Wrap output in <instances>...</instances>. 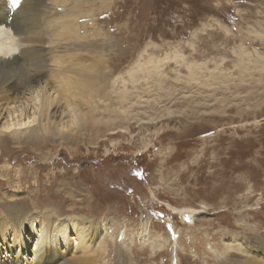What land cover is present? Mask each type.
<instances>
[{"label":"rangeland","instance_id":"1","mask_svg":"<svg viewBox=\"0 0 264 264\" xmlns=\"http://www.w3.org/2000/svg\"><path fill=\"white\" fill-rule=\"evenodd\" d=\"M101 2L93 20L109 39L100 50L105 66L127 80L128 64L169 56L161 69L165 89L126 81L133 92L128 120L121 127L88 122L75 142L15 144L3 134L0 211L16 207L37 217L60 208L104 226L86 240L94 264L235 263L233 253L227 263L217 257L231 237L264 232V73L243 75L236 67L242 51L250 61L264 59V0H93L96 8ZM189 64L221 73L199 77L198 87L188 83ZM60 120L66 126L65 113L57 112L51 127ZM5 121L0 117V126ZM171 208L196 210L195 226L184 227L188 218ZM154 236L166 239L163 249L153 247Z\"/></svg>","mask_w":264,"mask_h":264},{"label":"bare ground","instance_id":"2","mask_svg":"<svg viewBox=\"0 0 264 264\" xmlns=\"http://www.w3.org/2000/svg\"><path fill=\"white\" fill-rule=\"evenodd\" d=\"M101 5L96 8L93 0H0V117L6 120L0 126V149L6 141L1 137L3 134H10L15 144L22 138L33 143L49 138L55 143L59 141L57 146H60L75 142L77 137L87 133L88 122L92 126L121 127L129 115L125 104L133 95V92L128 93L126 81L131 88L142 79L145 85L155 82L159 90L165 89L161 69L172 60L169 56L162 59L148 56L143 63L128 64L124 72L127 80L120 71L116 73L105 66L100 50L108 46L109 39L102 29L94 30L96 22L93 20L105 3ZM81 19L85 21L82 26L79 25ZM89 26L93 28L89 29ZM60 54L66 55L63 57L64 68H60L58 62ZM173 60L178 63L177 56ZM254 60L250 61V56L242 51L236 67L243 75L251 70L264 73V59L259 56ZM182 63L185 65L184 60ZM186 69L188 83L198 87L203 85L198 82L199 77L215 79L214 72H220L214 69L205 75L207 67L195 64L186 65ZM119 84L122 88L118 90ZM113 101L116 104H111ZM100 110L102 118L95 120L97 117L93 114ZM57 112L59 116L65 113L66 126L60 120L57 126L51 127L50 121ZM167 114L172 113L167 110ZM141 147L146 150L148 142L143 140ZM55 154L49 155L48 159ZM2 168L4 180L8 166ZM151 180L153 183L154 177ZM7 209L0 211V264H94L87 258L90 248L86 240L89 233L97 238L104 226H100L102 229L93 227L87 224L88 220L69 211H60V208L37 211V217L28 209ZM171 210L188 218L190 223L182 222L184 227L195 226L197 218L191 222L198 215L196 210ZM244 229L250 231L252 228ZM254 229L249 232L250 237L245 235L246 231L244 237L233 235L217 257L227 263L226 255L233 253L237 259L232 264H264V232ZM24 231H28V237ZM32 238L35 239L31 245L33 249L29 248ZM165 240L154 236L152 245L155 249H163Z\"/></svg>","mask_w":264,"mask_h":264}]
</instances>
